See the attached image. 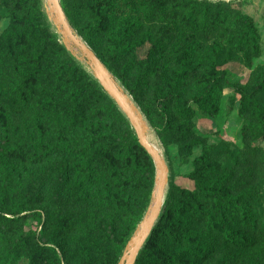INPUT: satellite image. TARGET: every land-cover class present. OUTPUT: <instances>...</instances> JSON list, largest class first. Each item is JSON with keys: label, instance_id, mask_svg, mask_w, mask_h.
Returning a JSON list of instances; mask_svg holds the SVG:
<instances>
[{"label": "rangeland", "instance_id": "1", "mask_svg": "<svg viewBox=\"0 0 264 264\" xmlns=\"http://www.w3.org/2000/svg\"><path fill=\"white\" fill-rule=\"evenodd\" d=\"M58 1L69 22L65 10L72 0ZM222 1L236 2L257 29L259 54L224 52L217 59L211 57V65L201 64L193 72L180 74L182 69H178L163 73L156 69L153 74L154 68L147 63L149 45L129 47L127 57L117 65L125 71L130 88L104 66L118 91L138 110L149 141L167 163L166 196L170 190L174 199L187 200L184 194L196 190V180L211 185L214 215L207 264H264V0ZM55 16L48 0H0V36L16 33L34 21L35 27L42 29L39 41L53 35L80 67L76 75L69 72L65 80L73 77L77 82L65 95L58 96L68 101L82 91L78 101L85 121L78 131L103 137L135 134L129 119L94 77L81 50L64 36ZM28 59L30 56H26ZM64 59L59 53L49 58L53 63ZM215 76L227 79L229 84L222 82L213 89L211 106L209 102L199 104L194 96ZM92 79L101 91H94ZM243 91L252 92V100L244 99ZM175 103L191 112L180 113ZM20 108L6 96L5 85L0 82V137L8 140L0 161V264L6 257L4 264H48L51 249L57 251L61 264H120L153 197L156 171L152 159L138 149L140 157L134 173L138 184L128 182L122 189L114 182H109L107 188L101 183H83L75 194H70L82 179L72 176L66 183L60 179L54 169L58 159L46 154L52 129L36 116L35 103L23 111ZM219 204L251 208L254 227L246 228L240 216L221 219L214 207ZM20 210L23 212L14 214ZM34 212L41 214V221ZM224 225L229 237L252 239V243L245 247L244 242L243 246L226 245ZM29 231L34 234L12 252L13 241ZM160 231H151L137 264H161Z\"/></svg>", "mask_w": 264, "mask_h": 264}, {"label": "trees", "instance_id": "2", "mask_svg": "<svg viewBox=\"0 0 264 264\" xmlns=\"http://www.w3.org/2000/svg\"><path fill=\"white\" fill-rule=\"evenodd\" d=\"M65 13L76 33L127 88L130 87L125 71L119 69L117 64L127 57L129 47L149 45L147 63L154 68L151 70L153 74L156 69L163 73H174L178 69H182L180 74L193 72L201 64L211 65V57L217 59L224 52L241 55L261 52L259 33L236 7V2L72 0ZM41 30L35 27L34 21H30L27 28L0 36V82L5 85L6 96L16 101L18 106L21 105L20 111L35 103L36 116L43 118V124L52 129L46 154L58 159L54 165L55 171L65 183L72 176L82 179L71 188L70 194H75L77 186L83 183L86 186L101 183L107 188L109 182H114L122 189L126 188L128 182L138 184L139 179L134 178L140 157L138 149L149 158L146 151L139 145L134 133L103 137L89 131H78L80 123L85 121V112L78 101L82 91L70 96L68 101L59 100L58 96L65 95L77 82L73 77L68 82L65 80L69 72L76 75L80 67L53 35L39 41ZM45 30L50 33L47 28ZM55 53L65 59L50 62V56ZM26 56H30V59L26 60ZM222 78L213 77L207 87L194 96L195 101L198 100L199 104L209 102L211 106L213 89L219 88L222 82L229 84L227 79ZM90 82L94 91H101L95 80ZM250 94L252 92L243 91V98L252 100ZM254 104L258 106L256 101ZM175 106L180 113L191 112L190 108L181 107L179 103H175ZM261 111L264 118V107ZM7 142V139L0 137V161ZM212 195L211 185H203L200 180H196L195 191L184 194L187 200L174 199L169 190L152 229L161 230L162 245L158 252L161 264H207L211 257ZM198 199L203 201V205ZM214 207L221 219L240 216L246 228L254 227L251 208L243 205L223 207L222 204ZM22 212L20 210L14 214ZM34 215L41 221L39 212H34ZM225 228L224 225L222 237L226 245L243 246L244 242L245 247L252 243V239L239 241L229 237ZM32 234L30 231L23 233L13 241L10 250L14 252L20 248L27 236ZM40 241L46 243L43 237H40ZM143 247L135 264L140 259ZM51 255L48 264H61L55 249H51ZM7 259L3 260V264Z\"/></svg>", "mask_w": 264, "mask_h": 264}, {"label": "water", "instance_id": "3", "mask_svg": "<svg viewBox=\"0 0 264 264\" xmlns=\"http://www.w3.org/2000/svg\"><path fill=\"white\" fill-rule=\"evenodd\" d=\"M51 1L59 21L58 26L62 28L64 36L67 37L68 41L74 43L81 50V52L86 58V63L90 65L94 77L101 84L102 88L111 96V98L114 100V102L122 111V113L125 116L127 115L128 117H130L133 125L131 123L130 124L135 130L136 138L138 140L139 145L146 151V153L150 156L155 165V171L157 174V196L150 209V213L147 219V227L141 237L138 239V241L133 244L126 252L123 253L120 260V264H134L141 248L147 241L161 213L166 197V188L168 184V166L166 161L159 154H157L150 146V144L145 140V138L143 137L142 129L139 124L135 120H132L129 111L124 106L118 94L119 89L110 72L101 62V60L97 57L95 52L72 29L59 4V1Z\"/></svg>", "mask_w": 264, "mask_h": 264}, {"label": "bare ground", "instance_id": "4", "mask_svg": "<svg viewBox=\"0 0 264 264\" xmlns=\"http://www.w3.org/2000/svg\"><path fill=\"white\" fill-rule=\"evenodd\" d=\"M48 5H49V7H50V10L56 15L51 0H48ZM55 17H56V20L58 21L57 15H56ZM58 24H59V21H58ZM118 94H119V96H120V98H121V100H122L124 106H125V107L127 108V110L129 111V113H130V115H131V117H132V120H135V121L139 124V126L141 127L142 132H143V137L145 138V140L150 144V146L153 148V150H154L157 154L160 155L158 149L155 147L156 145L154 146V144L151 143V142L149 141V138H148L147 134L145 133V128H144L143 124L141 123V119L138 117V114H137V111H138V110L136 111L135 107L133 106L132 102L130 101V99H129L128 97H126L124 94H122V93L119 92V91H118ZM136 108H137V107H136ZM126 117L129 119L130 123L133 125V123H132L130 117H128L127 115H126ZM150 135H151V134H150ZM150 137H151V136H150ZM156 143H157V142H156ZM159 150H160V148H159ZM160 156H161V155H160ZM161 157H162V156H161ZM162 158H163V157H162ZM156 196H157V174L155 175V186H154V191H153V197H152V200H151V202H150V204H149V206H148V209H147V212H146L145 218H144L143 222L140 224V226L138 227V230H137V232H136V234H135V236H134V238H133V240H132V244H131V246H132L133 244H135V243L138 241V239L141 237V235H142L143 232L145 231V229H146V227H147V219H148V216H149V213H150V209H151V207H152V204H153L154 200L156 199Z\"/></svg>", "mask_w": 264, "mask_h": 264}]
</instances>
